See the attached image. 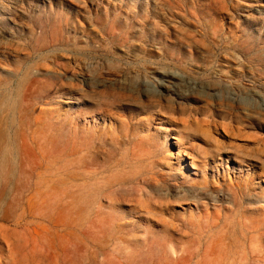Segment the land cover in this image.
Here are the masks:
<instances>
[{
    "label": "rangeland",
    "instance_id": "rangeland-1",
    "mask_svg": "<svg viewBox=\"0 0 264 264\" xmlns=\"http://www.w3.org/2000/svg\"><path fill=\"white\" fill-rule=\"evenodd\" d=\"M77 262L264 264V0H0V264Z\"/></svg>",
    "mask_w": 264,
    "mask_h": 264
},
{
    "label": "bare ground",
    "instance_id": "bare-ground-1",
    "mask_svg": "<svg viewBox=\"0 0 264 264\" xmlns=\"http://www.w3.org/2000/svg\"><path fill=\"white\" fill-rule=\"evenodd\" d=\"M83 102H84V101H83ZM4 160H5V159H4ZM8 161H9V160H8ZM5 162H6V161H5ZM4 165H5V164H4ZM191 166L195 167L194 161H192V160H191ZM5 167H6V166H5ZM7 169H8V168H7ZM4 170H5V169H4ZM11 241H12V240H11ZM2 242H3V241H2ZM4 242H5V241H4ZM8 242H9V241H8ZM3 244H4V243H3ZM6 244H7V243H6ZM12 244H13V243H12ZM7 245H8V244H7ZM7 245H6V246H7ZM10 245H11V243H10ZM17 245H18V244H16V246H17ZM10 247H11V246H9V248H10ZM67 249H68V248H67ZM65 250H66V249H65ZM13 251H14V250H13ZM11 252H12V251H11ZM70 254H71V253H70ZM71 258H73V257H71ZM109 262H110V261H109ZM109 262H108V263H109ZM77 264H78V262H77ZM106 264H107V262H106Z\"/></svg>",
    "mask_w": 264,
    "mask_h": 264
}]
</instances>
